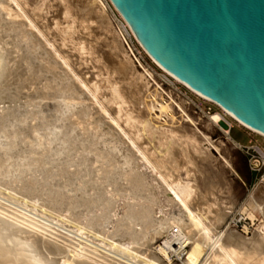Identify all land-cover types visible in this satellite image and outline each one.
<instances>
[{
	"label": "bare ground",
	"instance_id": "6f19581e",
	"mask_svg": "<svg viewBox=\"0 0 264 264\" xmlns=\"http://www.w3.org/2000/svg\"><path fill=\"white\" fill-rule=\"evenodd\" d=\"M40 1L29 9L27 0H0V264H161L150 249L158 236L168 248L190 244L185 264H264V192L244 200L250 216H262L252 236L221 228L226 207L219 196L208 199L215 182L204 181L202 193L197 181L222 141L199 128L188 96L164 89L155 68L125 43L128 25L121 16L122 26L113 23L110 0L76 6L93 13L112 49L103 52L114 56V63L104 59L108 67L101 60L96 79L78 74L71 46L62 48L71 42L86 61L100 63V41H74L76 27L93 21L66 3L65 25L40 24ZM149 58L165 72L162 80L181 82ZM218 107L205 125L232 139L224 115L243 123ZM145 137L151 147L142 146Z\"/></svg>",
	"mask_w": 264,
	"mask_h": 264
},
{
	"label": "water",
	"instance_id": "95a60500",
	"mask_svg": "<svg viewBox=\"0 0 264 264\" xmlns=\"http://www.w3.org/2000/svg\"><path fill=\"white\" fill-rule=\"evenodd\" d=\"M164 70L264 137V0H110Z\"/></svg>",
	"mask_w": 264,
	"mask_h": 264
},
{
	"label": "rangeland",
	"instance_id": "374dc122",
	"mask_svg": "<svg viewBox=\"0 0 264 264\" xmlns=\"http://www.w3.org/2000/svg\"><path fill=\"white\" fill-rule=\"evenodd\" d=\"M27 1L29 2V5L27 7L30 9V8H32L31 6H33V2L37 3L39 0H37V1H35V0H27ZM45 1H46V3H45ZM47 1H50L51 3L47 2ZM52 1L51 0H41L38 3L39 6L35 9L36 11L34 10L35 13H36L35 16L43 14V15H40L42 17L41 19H40V16H37L38 18L36 17L37 20L40 19V20H38V21H40L39 22L40 24H44L43 22L44 21L46 22V20H47L48 22H46V23L49 26H51L52 28H54V22L59 20L58 22H60L61 26L65 25L66 17H65V14H64V10H65V6H66V3H67V5H69V6L73 5L72 6L73 8H71V11H72V9H73V11L76 10L75 12H71L72 14L75 13V15L78 16L79 14L84 13V14H82V16L79 15L82 19H85V17H83L85 15L86 18H88L90 21H93L94 24L96 22L95 25H93V23L91 25H89V23H91V22L87 19V21L89 22V23L86 22L89 25L87 30L84 29L83 27H81V25H80L81 29L78 28L79 27V25H78L76 27V29H75V32L78 31L77 33H75L76 37H77V39L74 40L75 42H78L77 40H79V41L83 40L84 41V40L87 39L88 41L86 40L87 42L86 41L85 42L88 43L90 41L88 44H91V45L93 44L92 46H94L95 43H93V41H95V42L100 41L102 43V40H104L106 38L104 36V35H106V33H104V31H103L104 29H102V31H101L102 27L100 25H99V27H97V25H98L97 23L98 22H97V19L94 20L95 16L92 15L93 13L88 11V13L91 14V16H90V14H88V13L85 14V12H83V11L81 12L80 11L81 10V6H82L81 4L84 5L85 0H82V1L78 0L79 2L77 0H69V2H72V1H73L72 3L75 2L76 5L72 4V3L69 4V2H67V0H59L60 4L58 3V0H54V3ZM61 3L62 4L64 3L63 4L64 6L62 5L63 6L62 9H61L62 6H60ZM78 3H80V4H78ZM43 5H45V7ZM49 5H51V6H49ZM56 6H58V8ZM76 6H79L78 8H80V10L78 8H76ZM110 6H112L111 3H110ZM74 7H75V9H74ZM55 8H57V10ZM58 9H60V10H58ZM77 10H79L81 13L79 11H77ZM109 10H110L111 13L109 12ZM55 11H57V12H55ZM41 12H43V13H41ZM108 12H109V15L113 18V23L115 25L120 26L121 25V17L117 13V11L113 7L110 8L108 6ZM38 13H40V14H38ZM59 15L62 16V18L59 17ZM75 15H73V16H75ZM76 16H75L76 19L81 20L80 18H78L79 16L78 17H76ZM87 16H90L91 18L87 17ZM52 18H53V20H51ZM92 18H93V20H91ZM42 19L44 21L41 23ZM78 20H77V22L79 23ZM61 22H63V23H61ZM47 24H45V25H47ZM90 26H93L94 29L92 27H90ZM95 26H96L97 29H95ZM82 28H83V34H81ZM89 28H91L92 31L89 30ZM79 29H80L81 32L79 31ZM99 30H100V32H99ZM97 31H98V33H96ZM88 32H89L90 35L88 34ZM90 32L91 33L93 32V34L95 35L94 38H93V34H92V37H90L91 36ZM78 33H79V35H78ZM100 33L105 38H100V37H102V35ZM80 35H81V37H79ZM98 35H100V36H98ZM82 37L84 39H79V38H82ZM96 37H98L101 40L96 39ZM92 38L96 39L97 41L93 40ZM104 41H106V45H105V42H103L104 44L102 43L103 46L101 45L100 42H98L99 45H97L96 47L94 46V48H96L97 50H95L93 48L94 49V55L97 56L98 59H100V63L94 62V64H93V63H91L88 60L86 61L84 59V57L86 55L85 54H80L79 51L77 50V46L73 45V47H72V43L71 42H67L66 44L68 45V43H69V45L68 46L64 45V46H62V48L66 47L65 49H68L69 46H71V48H69L68 51H70V54L72 53L71 51H73V53L71 55L72 58H70V59H71V63L75 66L73 68H74V70L77 73L79 72V73H81L80 75L85 76L87 78L91 77L93 79H96V78H98L96 74H98L100 72V69H99L98 66L101 65L102 61H103L104 65H106V63H108V65H106L107 67L111 65L109 62L114 63V61L112 59V57H114V56H112V55L110 56L109 55L111 53L112 49L107 44L108 39L106 38V40H104ZM126 41L132 47L133 52L136 55L139 56L140 60L143 63L149 62L151 64V66H153L155 68V70L157 72L156 73V75H157L156 77L159 80V82L162 84L164 89H171L174 95L178 94L179 96H182V97H184V95L188 96V98H189L188 100H190V101L187 100V103H188L187 109H188V111L190 112L191 115L195 116L196 118H199L198 119L199 121L197 120V122H199V124H198L199 128L201 130H203V131H207V134L210 135V137L213 140H215V144L219 140L222 141V146H218L219 150H216V148H212V159H210L211 162L210 161L207 162L208 164L205 162L206 163V165L204 166V170H205L204 177H205V179L202 180L203 178L202 179L200 178L197 182L199 184V187H200V190H201L202 193L204 192V188H203L204 181H205V184L209 183L208 182L209 180L215 182V191L217 190L215 195L214 196L211 195L212 197H210V195H209V197L208 196L207 197H208V199L211 198L210 200H212L214 197H217V198L220 197L219 198V200L221 202L220 206L222 207V205H223V208L226 207L225 211L228 212V216H226L221 228L222 229H230L231 231H234L238 235H241V236H244L246 238H249L250 236L253 235V233L258 229V226L261 224L262 216L259 213H255L254 217L250 216L248 214V211H246L247 206L244 205V203H245L246 199L248 198V195L251 194L253 196H258L260 193L264 192V177L262 176L263 175V170L254 171V170L251 169L250 160L248 159V157H247V155H246V153L244 151L245 149H244L243 146L257 145V146H259L260 148H262L264 150V137L262 135L256 133V132H254L253 130H251L247 126H244L243 124L238 122L236 119H233L232 117H230L229 115H226V114L224 115V117L230 123L227 126V129H228V133H229V135H230V137L232 139H227L225 134L219 128V126H217L214 123H211L210 127L207 128L206 125H205L207 123L206 121L209 120L207 118V116L210 113H212V112H214L216 110H221V109L215 103H213L211 101H208V100H205V99H202L201 97H199L197 94L192 92L189 88H187L181 82H176L175 85H170L166 81L162 80V78H163L162 74H165V72L162 71L149 58V56L142 49H140V47L135 42H133V41L130 42L128 37H126L125 43H126ZM98 46H99V48L101 47V49L103 48L102 50H100L101 53L103 51H107L108 50L107 47H109V49L111 51L109 50L110 53L103 52L102 53L103 57H102L101 54L97 55V53H100L98 51V49H99ZM72 48H74V49H72ZM95 51H97V52H95ZM104 53L105 54L107 53V54L105 55ZM107 56H108V58H107ZM100 57H102L103 59L100 58ZM104 57H106V58H104ZM81 58H82V60H81ZM78 59H80V60H78ZM104 59L108 60L109 62L104 60ZM72 61L78 62L81 65H79L78 63H74ZM79 61L80 62L83 61V62L80 63ZM77 66L80 67V68H78ZM76 68H78V69H76ZM81 69H82V71H81ZM91 70H92V72H91ZM89 73H92L93 75L89 74ZM94 76H95V78H94ZM86 102H90V101L86 100ZM129 105H131V104L129 103ZM109 106H110V108L115 107V105H111V104ZM145 140H146V144L144 142ZM231 140L234 141V142H232ZM142 141H143L142 146H145V147H147L149 145L152 146L151 143H149V144L147 143L146 137H145V139L144 138L140 139V142H142ZM151 146H149V147H151ZM225 158L229 159L231 167H227L223 163ZM179 172L182 173L183 169H180ZM213 191H214V189H213ZM227 197H229V198H227ZM194 199H193V203L197 204V199H195V201H194ZM198 202H200V199H198ZM203 206L205 208V205H200V207H203ZM214 207L215 206H213V209H215ZM207 213H209V214H207ZM206 215L208 217H210V216L213 217L214 216V211L213 212H206ZM211 221L213 222L214 220L211 219ZM163 238H164V236H158L155 240L152 241L151 247H150V249L152 248L151 250H153L154 253L161 259V261H162L161 264H185L186 261H187V254H188L189 250L191 249L190 244H187L184 247H181L179 250H177V248H178L177 241L174 242V245H172V248H168L167 246H165V244H163V240H164ZM159 246H161L165 250L166 255L163 254L162 252H160L156 248V247H159ZM174 249H176V250H174ZM196 264H201V262H197Z\"/></svg>",
	"mask_w": 264,
	"mask_h": 264
},
{
	"label": "built area",
	"instance_id": "2783aa9c",
	"mask_svg": "<svg viewBox=\"0 0 264 264\" xmlns=\"http://www.w3.org/2000/svg\"><path fill=\"white\" fill-rule=\"evenodd\" d=\"M122 19H121V26L123 25V20H124V19L123 20ZM128 28L126 26H124V29L126 31L125 32L126 37H128L130 42H132V41L135 42L140 47V49H142L141 45H139L138 41L136 40L133 33L131 32L130 28L129 29ZM126 43L128 44L127 41H126ZM243 147L245 149L244 151H245L248 159L250 160L251 169L254 171L263 170L262 176L264 177V150L257 145L243 146Z\"/></svg>",
	"mask_w": 264,
	"mask_h": 264
}]
</instances>
